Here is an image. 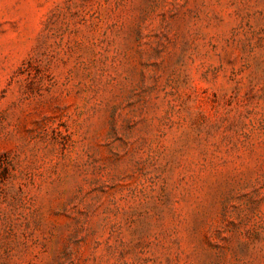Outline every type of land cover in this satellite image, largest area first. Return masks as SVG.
I'll list each match as a JSON object with an SVG mask.
<instances>
[{
	"label": "rangeland",
	"instance_id": "rangeland-1",
	"mask_svg": "<svg viewBox=\"0 0 264 264\" xmlns=\"http://www.w3.org/2000/svg\"><path fill=\"white\" fill-rule=\"evenodd\" d=\"M0 264H264V0H0Z\"/></svg>",
	"mask_w": 264,
	"mask_h": 264
}]
</instances>
